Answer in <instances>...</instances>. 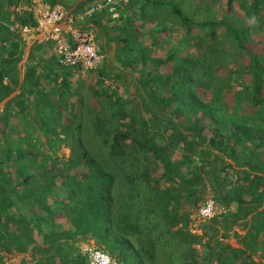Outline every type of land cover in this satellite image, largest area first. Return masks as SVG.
<instances>
[{
    "label": "trees",
    "instance_id": "obj_1",
    "mask_svg": "<svg viewBox=\"0 0 264 264\" xmlns=\"http://www.w3.org/2000/svg\"><path fill=\"white\" fill-rule=\"evenodd\" d=\"M73 1L42 0L65 10ZM95 1L100 0H83L71 12ZM231 2L224 0L225 8ZM17 4L25 6L16 9ZM242 4L246 17L264 23L263 0ZM132 5L139 7L141 25L146 5L152 12L163 5L185 37L193 28L207 29L211 36L220 28L241 54L238 72L248 82L221 92L218 85L211 88L214 61L198 67L192 56L174 48L163 57L150 56L142 30L126 19ZM115 8L123 13L120 24L112 25L117 29L113 57L135 72L143 88L133 85L141 99L137 116L122 106L120 92H131L127 79L103 61L91 71L118 82L105 94L114 125L111 133L109 127L102 130L94 116L79 128L80 123L73 124L75 101L66 107L63 99L74 92L72 67L42 55L32 63L30 54L19 90L0 110V264H89L77 246L86 235L123 264H150L157 249L169 255L179 243V259L196 264L191 246L196 234L187 229V212L180 210L195 205L205 185L222 205L244 195L248 200L239 204L250 202L246 206L253 210L263 199L264 53L247 46L253 29L225 14L195 20L175 0H126ZM156 21L148 35L168 30ZM36 24L31 0H0V99L17 83L16 62L24 44L19 26ZM48 43L52 39L42 44ZM163 63L170 68L160 72ZM62 139L70 147L66 158L57 155ZM120 186L123 190L114 193ZM226 215L219 223L233 222ZM11 251L28 252L29 258L11 261Z\"/></svg>",
    "mask_w": 264,
    "mask_h": 264
},
{
    "label": "rangeland",
    "instance_id": "obj_2",
    "mask_svg": "<svg viewBox=\"0 0 264 264\" xmlns=\"http://www.w3.org/2000/svg\"><path fill=\"white\" fill-rule=\"evenodd\" d=\"M177 2V5L185 12L187 13L191 18L195 20H201V19H207L210 17H220L225 16L228 19H231L233 23H240L243 22L244 24H248L253 30H251L250 38L247 41V46L256 48V50H259L260 52L264 53V23H260L261 21H254L252 17H246L243 4L242 2L244 0H232L230 9L227 7L225 8L224 0H175ZM249 1V0H245ZM264 1V0H263ZM25 5H19L17 4L15 8H21ZM32 8V6H31ZM138 6L132 5L128 9L127 12V21L129 23V20L131 21V25L136 26L139 31L142 30V37H143V45L144 48H146L147 53L154 57H163L165 55V52L169 50L170 48L176 49V53L179 54H188L192 56L197 62L198 67L199 65L202 66V62L212 60L214 61L215 70L214 75L212 77V85L211 88H213L214 85H218L220 87V91H228L229 85L232 86V88L237 87L239 83H247L249 78L247 75L242 74L238 72V68L241 64V54L236 51L235 47L233 46L232 42L230 41V38L220 29H214L213 33L215 32L214 36H211L212 32H209L207 29L203 28H193L190 32V35L187 37L184 36L182 27L179 26L177 18L171 14L170 11H168L163 5L155 6L154 9L157 11H153L149 5H146L144 7L145 17L146 20H144L143 24L139 21L137 16ZM260 11V10H259ZM123 13V11H119L115 9V15L111 16L109 18V21H112V25L120 24L121 19L119 18L120 14ZM156 14L157 16H155ZM247 15V14H246ZM114 17V18H113ZM139 17V15H138ZM149 19V21H148ZM154 19L159 20L162 22V24H165L168 27L164 28L165 30H154V33L147 34L150 29L157 28V21L154 22ZM126 22V24H128ZM147 21V22H146ZM10 29L15 30V26L8 25ZM117 27V26H116ZM112 30L111 34V40L113 35L117 33V29L115 27H110ZM128 28V25L127 27ZM210 30V29H209ZM20 32V31H19ZM148 35V36H147ZM136 39L137 36H135ZM49 38V37H48ZM46 38V39H48ZM98 39V38H97ZM24 43V42H23ZM114 43V42H113ZM115 44V43H114ZM24 45V44H23ZM52 43L50 44V46ZM23 47V46H22ZM21 54H22V48H21ZM56 58V57H55ZM25 59V58H24ZM24 59L21 57L16 62L17 67V83H16V92L19 90L18 85V75L22 76V66L21 63L24 61ZM124 59V57H123ZM60 62V61H59ZM20 67V73L19 68ZM61 63V62H60ZM107 68H110L113 73L121 71L123 74L121 76H125L127 79L126 85L131 89V92H120L125 98V102L122 104V106L132 115L137 116L138 109L141 107V99L137 96V90L133 87L134 84L137 85V89L139 91H142V87L139 85V79L135 76V72L128 70V68L121 64L118 61L115 62L112 59L108 58L107 62L105 61ZM62 64V63H61ZM125 64V63H124ZM170 68V63L167 64H161L158 67V70L160 72L168 71ZM73 87L74 92L64 96L63 99L68 100V103H66V107H69L70 101H75L73 106L74 118H73V124L78 122L80 123L79 128L81 127V121L90 123L92 119H94V116L96 117V120L99 121L98 125L100 128L109 130L111 127H113L114 122L112 120V117L110 115V110L108 107V103L106 100V93L108 91L116 88L115 84H118V82L111 83V75L109 77L102 78L101 76L97 75L95 71H91L89 73L84 74L80 77L73 76ZM164 83L161 84L163 86ZM164 87V86H163ZM14 88V89H15ZM240 89V88H237ZM210 93V90H206ZM243 90H241L242 92ZM130 93V94H129ZM203 97L206 95L203 93ZM229 93H226V96H228ZM68 97V98H67ZM1 110V109H0ZM139 125L138 119L135 118V122L133 124L134 127H137ZM17 129H20V127H16ZM77 132V131H76ZM111 133V130L109 131ZM81 134V133H80ZM160 140V139H158ZM126 143L128 142V139H125ZM70 153V147L67 145V140H61L60 145L57 149V155L66 158ZM78 170V168H75ZM81 169V168H80ZM229 171V170H228ZM229 174V173H228ZM142 187L145 186V183L142 182L140 184ZM123 190V188L118 187L114 188V193H120ZM210 195L213 199V193L209 186L205 185L203 188V192L201 193L199 199L196 201L195 205H189V207L186 205L184 206L185 209L180 210V214L187 212V222L191 213V210H193L198 203L206 196ZM215 200V199H214ZM216 201V200H215ZM216 203L222 208V205L220 202L216 201ZM190 208H192L190 210ZM69 224L66 223V227H68ZM188 229V226H187ZM196 237V236H195ZM198 250L206 253L208 251V247L211 248L210 240L209 242H201L202 240H205L204 238L207 236L198 235ZM201 237V238H200ZM194 242H197L196 239ZM89 246V245H88ZM93 246H97L94 244ZM98 248H101L97 246ZM192 249L196 248L192 246ZM102 250L107 251L104 248H101ZM80 252L82 253V250L80 249ZM108 252V251H107ZM205 255V254H204ZM11 261H18L20 258L25 257L29 258L28 252H21V251H11L9 255ZM206 256L204 258L202 257L201 260H203V263H206ZM6 259V258H5ZM8 260V259H6ZM211 259L208 258V262Z\"/></svg>",
    "mask_w": 264,
    "mask_h": 264
},
{
    "label": "crops",
    "instance_id": "obj_3",
    "mask_svg": "<svg viewBox=\"0 0 264 264\" xmlns=\"http://www.w3.org/2000/svg\"><path fill=\"white\" fill-rule=\"evenodd\" d=\"M31 6L37 24L29 31L19 30V34L24 41L21 54V57L25 56L24 61L21 63L22 73L25 69V62L30 54L33 55L32 63L39 61V55L45 56L49 60L52 57H56L52 52L51 43L42 44L48 38L49 28L38 23L40 12L47 8L48 5L43 3L42 0H31ZM103 9L85 18L86 22H84L85 26L83 28L92 30L95 40L98 38L96 42L105 54L103 61L107 62L108 58H110L117 62V58L113 57L115 44L111 40L112 30L110 27L112 26V21H109L111 12L108 8ZM57 25L63 26V21H58ZM50 28L52 29V27ZM25 47H27L26 51ZM17 65L20 73L19 64L17 63ZM227 198L229 199L230 196ZM237 199H239L238 203ZM241 199L248 200L244 195L239 196L235 194L226 205L220 203L222 205V212L202 222L199 230L191 232L196 234L195 239L197 242H191V246L196 248L194 252L196 254L194 261L196 264H264V195L263 199L256 204L253 210H248V206H246L250 202L239 204ZM227 212L234 219L233 222L223 225L224 223H219V218L222 217L224 220ZM226 218H228L227 215ZM198 235L207 236L204 238L205 240L201 239V242L206 243L207 241L208 243L210 240L209 246L211 248L208 247L206 253L198 250ZM94 244L93 239L86 235L84 239L78 242L77 246L80 251L83 246ZM179 244L181 247L179 246L169 255L167 251L157 249L150 264H185L179 259L181 258L179 251L183 246V244ZM204 256L207 257L205 258L206 263H203V260H201ZM208 258L211 259L209 262L207 261Z\"/></svg>",
    "mask_w": 264,
    "mask_h": 264
},
{
    "label": "built area",
    "instance_id": "obj_4",
    "mask_svg": "<svg viewBox=\"0 0 264 264\" xmlns=\"http://www.w3.org/2000/svg\"><path fill=\"white\" fill-rule=\"evenodd\" d=\"M121 1L126 0L95 1L83 10L73 13H66V10L59 5L48 6L40 12L38 23L49 28L47 35L52 39V52L63 65L72 67L75 77L83 76L97 68L105 57L103 50L95 40L94 33L90 29L81 27V21L91 15L93 11L103 8H108L111 16H114L115 7ZM61 20L63 26L57 25V22ZM19 29L20 31H29L32 26L21 25ZM220 212H222V208L210 195H206L191 210L187 226L190 231H197L202 222ZM81 250L89 264H123L117 257L97 246L86 245Z\"/></svg>",
    "mask_w": 264,
    "mask_h": 264
},
{
    "label": "water",
    "instance_id": "obj_5",
    "mask_svg": "<svg viewBox=\"0 0 264 264\" xmlns=\"http://www.w3.org/2000/svg\"><path fill=\"white\" fill-rule=\"evenodd\" d=\"M83 0H74L73 3L70 5V7L68 9H66V13H70L72 11V9L75 7V5L79 2H81ZM27 47H25V51H26ZM22 58L24 59L25 56H22ZM22 81V76L18 75V85L17 87H19V85L21 84ZM16 93V88L13 89L12 91H10L7 95H5L4 97H2L0 99V109L2 108L3 104L14 94Z\"/></svg>",
    "mask_w": 264,
    "mask_h": 264
}]
</instances>
